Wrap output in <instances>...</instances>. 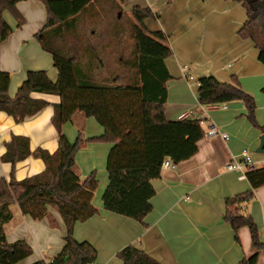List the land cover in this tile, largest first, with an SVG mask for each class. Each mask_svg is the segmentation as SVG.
Masks as SVG:
<instances>
[{"label": "trees", "instance_id": "trees-1", "mask_svg": "<svg viewBox=\"0 0 264 264\" xmlns=\"http://www.w3.org/2000/svg\"><path fill=\"white\" fill-rule=\"evenodd\" d=\"M23 1L28 0H0V42L13 31L4 20L5 12L15 19L16 27L24 23L16 10V5ZM37 1L44 5L47 21L35 39L41 49L51 55L57 80L52 82L46 71H29L12 99L8 94L10 77L0 72V112L19 124L47 106L45 101L32 99V93L58 96L60 103L54 107L51 118L58 133L57 149L53 154L40 148L30 152L29 139L18 135H12L5 144L0 161L9 163L11 171L8 180L0 178V264H18L32 253L25 240L7 241L4 226L13 218V205L22 216L33 221L49 219L54 210L64 225L60 251L48 261L31 264H95L96 248L73 237L76 223H84L97 214L92 199L98 182L94 173L83 180L80 178L75 160L78 150L88 141L111 144L106 159L108 182L101 195L102 208L142 223L152 210L151 199L155 194L152 181L159 178L163 160L178 164L190 159L197 153V144L204 133L198 120L168 121L165 118L166 84L170 75L164 61L172 51L162 32H150L145 28L144 21L154 18L149 8H132V19L126 25L132 46L126 48V58H121L107 49L110 38L122 43L124 32H118L104 21L105 18L98 17L101 0ZM102 1L109 2L111 13L121 10L120 6L113 8L117 0ZM234 1L242 3L247 13L238 36L254 43L258 61L264 65V0H255L259 4L257 8L250 0ZM121 18L114 22H121ZM99 22L101 25L96 29L93 24ZM70 36L74 42L69 46L67 38ZM115 57L117 70L111 72L107 68L108 59ZM197 101L200 105L240 101L245 107L246 119L264 133V127H259L255 120L253 96L235 79L222 84L212 76L199 78ZM76 113L93 118L103 133L84 139L79 131L76 139L70 142L62 133V127ZM30 156L43 162V171L17 180L15 165ZM245 177L250 190L226 201L224 220L234 233L242 227L249 230L256 252L242 264H256L264 243L259 239L257 225L242 206L253 199L254 190L264 186V167L248 170ZM235 239L238 240L236 235ZM116 257L122 264H161L132 245L122 248Z\"/></svg>", "mask_w": 264, "mask_h": 264}, {"label": "crops", "instance_id": "crops-1", "mask_svg": "<svg viewBox=\"0 0 264 264\" xmlns=\"http://www.w3.org/2000/svg\"><path fill=\"white\" fill-rule=\"evenodd\" d=\"M167 2L165 8L171 11L175 1ZM250 2L254 8L259 6L255 0ZM133 4V7L155 10L151 8L155 5L152 0L133 1ZM16 10L24 23L16 27L15 19L5 12L4 20L13 31L0 42V72L10 77L8 94L12 99L29 71H46L52 82L57 80L51 55L44 52L35 39L47 21L44 5L37 0H28L18 3ZM176 10L177 23L167 28L163 26L166 33L159 26L151 31L148 21L158 19L155 13V18L146 19L144 26L150 32L163 31L172 51L164 61L170 75L166 84L165 118L168 121L198 120L204 135L197 144L198 150L194 156L173 164L171 169L160 170L159 178L152 181L155 192L151 199L152 210L142 223L106 212L102 208L99 192H94L92 205L97 214L80 226L76 223L73 237L78 240V229L88 230L93 226V238L102 240L107 247L102 264H122L116 254L127 245L143 250L161 264H242L243 260L256 252L249 230L242 227L234 233L224 220L226 201L250 190L245 171L228 172L225 167L233 160H240L241 153L246 151L252 156L254 169L263 168L264 154L259 155L256 150L264 133L249 123L240 101L219 105H200L197 101L199 78L212 76L222 84L235 79L246 93L253 96L256 123L264 127V65L258 61L254 43L238 36L247 18L246 9L242 3L230 0H183ZM31 98L45 101L47 106L22 123L17 124L0 112V157L5 153V144L12 135L27 137L30 152L38 148L50 154L56 151L58 133L51 124V118L60 98L37 93H32ZM92 120L95 121L76 113L62 127V133L70 142L75 140L76 132L83 130L86 139L98 137L103 129L100 125L101 128H91ZM211 127L216 128L220 135L205 136ZM221 134H226L227 140L222 139ZM107 144L102 146L104 154L109 153L111 148V144ZM89 145H85V148ZM94 162L95 159L85 161L81 155H77L80 175L93 173ZM43 169V162L30 156L15 165L14 174L17 180H23ZM10 171L11 165L0 161V178L8 180ZM253 193V199L242 207L257 225L259 239L264 243V186ZM12 207L16 208L24 224L30 227V235L34 237L36 245H40L39 240H44L45 248H50L54 242L52 229L60 221L62 223L58 214L52 210L49 219L32 222L21 215L16 205ZM8 224L4 226L7 241L9 238L28 241L18 232L21 224L19 228L11 229V235L7 234ZM56 244H60V241L56 240ZM62 245L61 242L57 248L61 249ZM57 248L54 249L55 254ZM256 264H264V250L259 252Z\"/></svg>", "mask_w": 264, "mask_h": 264}, {"label": "rangeland", "instance_id": "rangeland-1", "mask_svg": "<svg viewBox=\"0 0 264 264\" xmlns=\"http://www.w3.org/2000/svg\"><path fill=\"white\" fill-rule=\"evenodd\" d=\"M133 1H139L140 2L143 0H121V1L117 0V2L113 4L114 9H116V7L120 6V8L122 10L121 11L120 9H118V10H114V12H113L115 17H118V16H119V18L122 17L121 22H120V20L118 22H114L115 20H118L119 18L116 19L113 16V13H111L109 2L107 3V1L104 2L101 0L100 6H102V7L99 6V8H97V9L101 10V13L98 14L99 15L98 17H100L102 20L105 18L104 21H107V23L109 22V25H112L114 28H116V30H118V32H120V31H121V33L124 32L123 33L124 35L122 36L123 42L120 43L119 41L117 42V41L112 40L110 38V40H109L110 41L109 42L110 47H109V49H107L108 52L113 50L115 53V56L121 57V58H123V57L126 58V54H127L126 48L129 47V49H130V47L132 46V39L129 36V34L127 33L126 28H128V27L126 25H127V23H129V19H132L131 10L134 6ZM167 1H170V0H152V3H155V5L151 6V8L155 9V10H152V12H153V14L154 13L157 14L159 17H158V19L148 21V25H149L151 31H153V28H155L156 26L157 27L159 26L162 28L164 33H166V29H164L163 26L167 28L168 26H174L177 23V16H176L175 12H178V11L176 10V8L179 4L182 3L183 0H174L175 4H174V7L171 9V11H167V9L165 8L164 4L165 3L167 4L168 3ZM230 1L236 2L234 0H230ZM141 8H148V7H141ZM120 11H121V13H123L122 16L119 13ZM124 17L126 18V20ZM131 23H134V21L132 20ZM93 25L95 26L96 29H98L99 26L101 25V22L97 23V25L96 24H93ZM86 38H88V37L86 36ZM94 41H95V43H97L96 45L99 46V44H98L99 42H97L96 40H94ZM67 42L70 46L74 42V38H72V36L68 37ZM75 42H76V39H75ZM167 44H168V42H167ZM103 54H104V52H103ZM117 57H115L113 60L108 59L109 65L107 68H109L111 70V72L113 71V69L117 70V62H116ZM91 122H92L91 128H93V129H94V127L95 128L96 127L101 128L95 121L92 120ZM69 126H71V125H69ZM71 128H74V127H71ZM91 128H90V130H91V132H93V130ZM77 136H78V132H76L74 139H76ZM81 136L84 139H86L85 138L86 133L84 132V130L81 131ZM74 139H72V141ZM87 144L88 145L90 144V145L85 148V145H87ZM85 145H83L78 150L76 156L81 155V157L85 161H89L90 159H95V162H94V168L95 169L93 170V173H94L95 179L98 182L96 191L99 192L100 198H101V195L104 192L106 184H107V174L105 171V160H106L105 155H107V153H108V152H106V154H104V150H103L102 146H107L108 144L104 143V142H88ZM75 160H76V157H75ZM87 176H89V174H86V175L82 174V175H80V178L83 180ZM12 210H13V219L6 226L7 234L11 235V229L13 227H16V226H18V228H19V226L21 224L22 227L18 230V232H21L22 237H24L26 240L29 241V242L28 241L27 242L31 246V249H32L31 255L27 259H25L24 261L19 262L18 264H31V263H34L36 261H40L42 259H45L46 261H48L49 259H51V257L56 255L60 251V248H57V247H59L61 245V242L63 244V237H64L63 236L64 235L63 225H62L61 221H60L59 225H56L53 229L51 228L53 233H54V234H52V236L54 237L52 241H54V242H53V244L50 245V248L48 246H46V248H45L44 240L43 241L39 240L40 245L39 246L36 245V243L34 242V237L30 235V231H29L30 227H28V224L27 223L24 224V222L21 220V217H19L15 207H12ZM31 221L33 222V220H31ZM81 224L82 223H79L78 225L80 226ZM260 231L262 233V230H260ZM77 235H80V236H78L79 239L78 240L76 239L77 241H79V242L86 241L96 248L97 259H96L95 264H102L103 260H101V259H104L105 250L107 249V247L105 246V244H103L102 240L97 241V238H93V237H95L94 227L93 226L89 227L88 230L83 229V228L78 229ZM60 236H62V238H60ZM86 239H88V240H86ZM15 240L16 239H14V238L13 239L9 238L8 241L13 242ZM56 240L60 241V244H56ZM102 245L104 246V249L102 248ZM55 247L57 248L56 254L54 252ZM116 262H119V261H116Z\"/></svg>", "mask_w": 264, "mask_h": 264}, {"label": "built area", "instance_id": "built-area-1", "mask_svg": "<svg viewBox=\"0 0 264 264\" xmlns=\"http://www.w3.org/2000/svg\"><path fill=\"white\" fill-rule=\"evenodd\" d=\"M192 79V78H190ZM220 135L218 130L214 127H211L206 133L205 136L207 137H214ZM222 139L227 140L226 134H221ZM173 168V162L169 159H164L160 170L163 169H171ZM254 169V162L252 159V156L248 154L246 151H243L241 153V159L240 160H233L229 164L226 165L225 170L228 172L231 171H239V172H247L248 170Z\"/></svg>", "mask_w": 264, "mask_h": 264}, {"label": "water", "instance_id": "water-1", "mask_svg": "<svg viewBox=\"0 0 264 264\" xmlns=\"http://www.w3.org/2000/svg\"><path fill=\"white\" fill-rule=\"evenodd\" d=\"M257 154H264V134L260 137L259 147L256 150Z\"/></svg>", "mask_w": 264, "mask_h": 264}]
</instances>
